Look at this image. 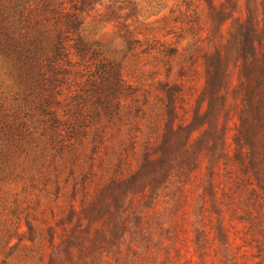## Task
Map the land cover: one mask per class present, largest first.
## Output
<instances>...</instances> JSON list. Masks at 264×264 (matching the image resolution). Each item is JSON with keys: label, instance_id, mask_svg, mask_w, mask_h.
Listing matches in <instances>:
<instances>
[{"label": "trees", "instance_id": "trees-1", "mask_svg": "<svg viewBox=\"0 0 264 264\" xmlns=\"http://www.w3.org/2000/svg\"><path fill=\"white\" fill-rule=\"evenodd\" d=\"M97 5L0 0V264H264V0Z\"/></svg>", "mask_w": 264, "mask_h": 264}, {"label": "rangeland", "instance_id": "rangeland-1", "mask_svg": "<svg viewBox=\"0 0 264 264\" xmlns=\"http://www.w3.org/2000/svg\"><path fill=\"white\" fill-rule=\"evenodd\" d=\"M110 1L112 0H99V5L95 7V13H92L91 16L96 18V15L102 12ZM142 6H144V8L146 7L144 3L142 4ZM160 8H162V5L152 10H148V13H156L160 11ZM143 15H147V14L143 13ZM85 34L87 36L89 35L94 36L96 40L105 44L114 39V27L111 24L102 25V26L96 24L94 25V23H91V20H88L85 25ZM133 68L135 67L132 65V63H128L124 65L123 74L126 77V79L131 80L130 76L133 73Z\"/></svg>", "mask_w": 264, "mask_h": 264}]
</instances>
